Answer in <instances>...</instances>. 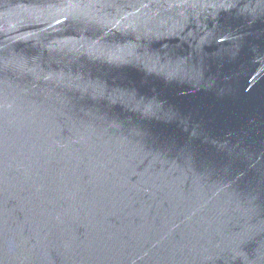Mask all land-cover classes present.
I'll return each mask as SVG.
<instances>
[{
  "label": "water",
  "instance_id": "obj_1",
  "mask_svg": "<svg viewBox=\"0 0 264 264\" xmlns=\"http://www.w3.org/2000/svg\"><path fill=\"white\" fill-rule=\"evenodd\" d=\"M0 264H264V0H0Z\"/></svg>",
  "mask_w": 264,
  "mask_h": 264
}]
</instances>
